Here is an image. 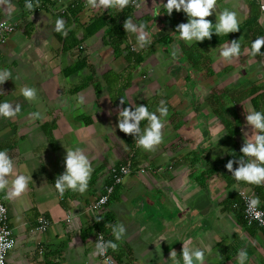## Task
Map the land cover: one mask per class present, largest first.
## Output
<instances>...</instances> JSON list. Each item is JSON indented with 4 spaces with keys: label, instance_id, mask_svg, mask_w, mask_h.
I'll use <instances>...</instances> for the list:
<instances>
[{
    "label": "crops",
    "instance_id": "crops-1",
    "mask_svg": "<svg viewBox=\"0 0 264 264\" xmlns=\"http://www.w3.org/2000/svg\"><path fill=\"white\" fill-rule=\"evenodd\" d=\"M11 2L10 15L0 7V19L15 27L0 39V70L12 73L0 85V102L20 104L21 112L13 119L0 117V150L13 158L17 174L32 180L19 198L8 200L7 192L0 191L15 238L8 264H100L99 233L118 244L117 251L109 249L115 264H173V249L183 264V241L204 249L206 264H238L241 249L248 253L246 264H264L263 229L245 222L238 194L249 191L264 207V186L236 181L225 164L239 160L234 155L245 142L244 132L252 134L246 123V109L254 110L250 97H236L252 87L264 93V56L250 54L252 41L264 35V0H217L216 12L207 19L215 24L218 14L229 9L237 13L240 31L214 33L215 43L205 39L191 45L172 29L188 22L183 11L169 16L167 0H141L128 18L147 25L152 43L142 49L135 34L124 30L115 48L105 38L107 26L94 27L96 18L109 21L122 11L94 10L86 0H43L35 11L25 9L26 0ZM61 8L67 9L62 13ZM58 18L71 29L66 38L54 30ZM233 39L242 54L229 63L220 52ZM196 43L185 58L184 48ZM25 86L37 89V101L23 97ZM161 100L169 112L162 118L163 143L154 152L145 151L120 131L119 110L142 104L157 112ZM35 112L43 118L33 119ZM228 112L236 113L239 122L224 121ZM146 126L144 121L141 128ZM76 148L94 168L89 188L61 196L54 183L65 171L67 149ZM121 164H130V174L114 186L105 204L92 209L112 183L110 169ZM40 216L50 222L44 232L35 229ZM116 223L127 230L121 241L112 235Z\"/></svg>",
    "mask_w": 264,
    "mask_h": 264
},
{
    "label": "clouds",
    "instance_id": "clouds-1",
    "mask_svg": "<svg viewBox=\"0 0 264 264\" xmlns=\"http://www.w3.org/2000/svg\"><path fill=\"white\" fill-rule=\"evenodd\" d=\"M87 5L94 9L110 10L115 9L118 12L123 11L126 7L135 6L141 7V0H86ZM40 0H26L25 9L27 11H35L39 8ZM0 7H4L9 15L14 6L11 0H0ZM166 13L171 16L173 11H183L187 17L188 22L180 23L176 27L179 33V39L185 41L189 45L193 42H203L205 39L211 40L213 34L228 35L240 31V21L237 13L224 9L217 16V22L212 23L207 19L216 12L217 0H167L164 4ZM260 8L264 11V2L260 4ZM217 15V13H216ZM4 25L0 24V27ZM123 27L127 33L135 34L137 38V45L139 48H145L151 45L152 41L146 32L147 25H137L131 18L124 21ZM65 38L71 30L66 26V21L63 18H58L55 21V29ZM264 35L256 37L251 43V55L264 56ZM135 50V48H134ZM179 49L175 48L171 55L175 58ZM248 53V49H244V54ZM241 44L238 40L233 39L228 44H225L220 52V56L226 62H233L241 56ZM12 78V73L8 69L0 70V85ZM23 97L30 103L37 101L38 92L33 87H23L21 89ZM79 101L84 102V98L80 97ZM125 99L121 97L120 104L123 105ZM246 109V108H245ZM21 112V105L8 101L0 102V117L6 119H13ZM157 112L159 115H157ZM157 112L149 111L145 105L135 106V110L130 107H121L119 110L120 131L131 135L135 138L137 147L145 151L154 152L160 144L163 143L165 127L164 120L169 115L166 102L160 101V107ZM111 115V112H109ZM33 119H42L39 112L31 114ZM147 121V126L141 128V123ZM246 123L251 126L252 134L249 135L247 131L244 132V144L240 151L243 155L239 160L230 159L226 164V168L238 182H244L255 186H264V112L246 109ZM238 163L239 167L234 168V164ZM65 171L58 175L55 180V188L61 196L66 191L84 194L90 184L91 176L94 171L92 162L88 155L80 149H67L64 160ZM11 178V180H10ZM32 180V176L24 174H17L15 169V161L10 156L7 150H0V191H6V199L13 200L24 195ZM243 195V193H240ZM102 203L104 201H101ZM247 210L249 215L264 224V213L258 211L260 200L258 197L246 199ZM4 209L0 208V213ZM97 222L101 218L97 217ZM126 227L122 223L112 225V235L115 241H121L126 235ZM7 235V233L5 234ZM164 239L163 237L161 240ZM15 241H6L0 237V249H11ZM189 241H183L182 259L183 264H206L205 250L201 248H190ZM118 244L113 240L105 241L103 236H99L96 242V254L106 255L109 249L112 251L118 250ZM170 260L173 264H180L177 260V252L173 249L170 253ZM238 264H246L248 261V253L245 249L239 250L237 254ZM0 264H4L3 257L0 256Z\"/></svg>",
    "mask_w": 264,
    "mask_h": 264
},
{
    "label": "built area",
    "instance_id": "built-area-1",
    "mask_svg": "<svg viewBox=\"0 0 264 264\" xmlns=\"http://www.w3.org/2000/svg\"><path fill=\"white\" fill-rule=\"evenodd\" d=\"M42 1L43 0H40V2ZM52 1L53 2L56 1L57 3L59 0H52ZM33 3H35V0H33ZM59 10L62 13L65 12V8H61ZM0 24L4 25L3 27H0V39L3 40L5 36H8L14 32L15 27L11 22L7 20L0 19ZM130 172H131L130 164H124V165L121 164L119 166L112 167L110 169L112 183L105 185L104 193L91 204V208L96 209V208L101 207L103 204H105L108 201L110 194L113 192L114 186L116 184L121 183L124 177L130 174ZM240 193H243V195H241ZM238 194L240 196V199L243 205L242 210H243V218L245 222L248 225H257L258 227L263 229V232H264V224L252 218L249 215L248 210H247L246 199H250L254 197L253 194L245 190H239ZM101 201H104V202L102 203ZM0 208L4 209V212L0 213V237H3L4 240L6 241H15L13 228L11 227L9 220H8V210L1 196H0ZM257 210L264 213V207L260 205ZM49 224L50 222L48 221V219H46L44 216H40L37 220L35 229L40 232H44L47 230ZM6 233L7 235H5ZM99 236H102V234L100 233L98 234L97 240ZM14 246H15V243L11 249H0V256L3 257L4 264H8V256H9L10 251L14 248ZM99 258H100V264H115V260L113 256L110 254L109 250L106 253V255H103V256L99 255Z\"/></svg>",
    "mask_w": 264,
    "mask_h": 264
},
{
    "label": "trees",
    "instance_id": "trees-1",
    "mask_svg": "<svg viewBox=\"0 0 264 264\" xmlns=\"http://www.w3.org/2000/svg\"><path fill=\"white\" fill-rule=\"evenodd\" d=\"M82 5V2H78L77 4H74V7L76 6V10H78V6ZM73 7V8H74ZM132 7L134 6H129L126 7L120 14V16L117 17H111V19L105 20V17H98L94 20L95 24L94 27L96 29L102 28L104 26H107V30L105 32V38L108 39V41H110V43L112 44L113 47L117 48V46L121 43V39L125 36V29L123 27V23L126 19H128L129 14H131L130 12L132 11ZM67 9V8H66ZM65 9V11H66ZM73 10V9H72ZM74 12V11H72ZM71 12V13H72ZM168 15V14H167ZM177 23L172 25V29L176 30L177 27ZM165 39L167 40L168 43H170L171 41V37L170 35H166ZM216 40V35L213 34L212 36V40H209L208 43H215ZM199 43L194 44V46H189V47H185L183 50V54L185 56V58H188L190 55V52L188 51V49H194L196 50V48L198 47ZM257 88H251L250 90L244 92V93H240L237 97H236V101L237 100H242L244 98L250 97V101L254 107L255 111H262L264 112V93L261 92H257ZM237 120V119H236ZM144 123V121L141 123V125ZM241 149V148H240ZM243 155V153L241 151H239V153L237 155L234 156H239L241 157ZM232 156V158L234 157ZM238 160V159H235ZM227 164V163H225ZM236 165V164H235ZM234 165V166H235ZM228 170V169H227ZM239 200L241 202L240 196H239ZM236 206L238 205V203H234ZM243 207V206H242ZM243 209V208H242ZM243 215V214H242ZM102 231L105 232L107 231L105 228H102Z\"/></svg>",
    "mask_w": 264,
    "mask_h": 264
},
{
    "label": "rangeland",
    "instance_id": "rangeland-1",
    "mask_svg": "<svg viewBox=\"0 0 264 264\" xmlns=\"http://www.w3.org/2000/svg\"><path fill=\"white\" fill-rule=\"evenodd\" d=\"M199 48L201 49V50H204V47L203 46H199ZM206 49V48H205ZM191 52V51H190ZM198 52H199V50H198ZM199 75H200V73H199ZM144 82H146V81H144ZM195 84H193L190 88L194 91L195 90ZM164 88V87H163ZM162 88V89H163ZM159 91V93L161 92L160 90H158ZM223 96V95H222ZM229 95H227V94H224V96L223 97H221V98H225L224 100H226L227 99V97H228ZM221 98H219V99H217L216 98V100H219L220 102H221ZM229 99V98H228ZM226 100V103L225 104H227L228 102H229V100ZM215 100V102H217ZM229 107H230V110H231V108H232V106H233V103H229V105H228ZM229 114V115H228ZM224 121H227V119H231V118H235V119H237V118H239L238 116H237V114L236 113H232V112H228V113H225L224 114ZM237 122H239V119L237 120Z\"/></svg>",
    "mask_w": 264,
    "mask_h": 264
}]
</instances>
